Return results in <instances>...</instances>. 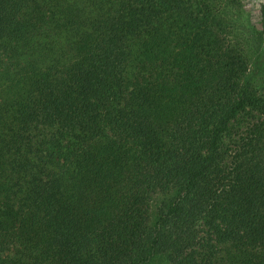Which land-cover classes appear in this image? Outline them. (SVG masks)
<instances>
[{"label": "trees", "instance_id": "trees-1", "mask_svg": "<svg viewBox=\"0 0 264 264\" xmlns=\"http://www.w3.org/2000/svg\"><path fill=\"white\" fill-rule=\"evenodd\" d=\"M224 7L0 0V264H264V94Z\"/></svg>", "mask_w": 264, "mask_h": 264}, {"label": "rangeland", "instance_id": "rangeland-1", "mask_svg": "<svg viewBox=\"0 0 264 264\" xmlns=\"http://www.w3.org/2000/svg\"><path fill=\"white\" fill-rule=\"evenodd\" d=\"M228 26V40L239 48L248 64L245 87L257 95L264 94V0H219ZM170 197L161 192L151 196V222L156 224L169 204ZM144 264H170L166 256L157 255Z\"/></svg>", "mask_w": 264, "mask_h": 264}]
</instances>
